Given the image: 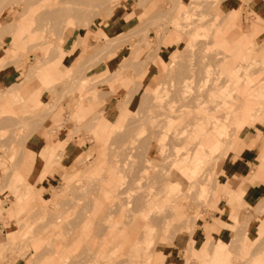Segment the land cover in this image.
Segmentation results:
<instances>
[{
    "label": "rangeland",
    "instance_id": "374dc122",
    "mask_svg": "<svg viewBox=\"0 0 264 264\" xmlns=\"http://www.w3.org/2000/svg\"><path fill=\"white\" fill-rule=\"evenodd\" d=\"M230 2L0 0V68L18 69L0 88V264H203L194 247L222 233L220 264L264 257V98L253 123L225 120L231 78L264 93V0ZM215 119L221 142L193 165ZM36 136L60 137L38 153L46 172L18 180ZM247 178L258 190H226Z\"/></svg>",
    "mask_w": 264,
    "mask_h": 264
},
{
    "label": "bare ground",
    "instance_id": "6f19581e",
    "mask_svg": "<svg viewBox=\"0 0 264 264\" xmlns=\"http://www.w3.org/2000/svg\"><path fill=\"white\" fill-rule=\"evenodd\" d=\"M235 1L236 0H231V5L233 6L234 8V4H235ZM227 5V4H226ZM228 8V7H227ZM226 8V9H227ZM236 10V9H235ZM234 11V9H233ZM229 12V11H228ZM237 12V11H235ZM236 15V14H235ZM231 16V15H229ZM232 19H234V15H232ZM236 19V18H235ZM259 20V19H258ZM257 21V20H256ZM260 21V20H259ZM260 30V29H258ZM258 31L253 28L251 30L250 33H248L247 35L243 34L241 39H239V42L240 45H245V43L247 41H251L253 38H256L257 37V34ZM106 35V34H105ZM247 38V40H246ZM238 44V43H237ZM239 45V46H240ZM245 47V46H244ZM244 47H241V48H244ZM239 51L236 53H239L240 52V48H238ZM244 49H249V48H244ZM243 49V50H244ZM242 54V53H241ZM240 55V54H239ZM243 55V54H242ZM242 55H241V59L238 58L239 60H243L242 58ZM230 56V55H229ZM238 56V55H236ZM227 58H228V55H227ZM234 58V56H233ZM232 59V58H231ZM229 59H227L228 61ZM233 60V59H232ZM238 61V60H237ZM226 63V60L224 61ZM232 62V61H231ZM163 63V62H162ZM234 63V62H233ZM233 63L231 64L230 62L225 65V66H228V70L226 69L225 67V70L229 71L231 73V76L233 75V72L235 71L234 69H236L235 67L237 65H233ZM238 63V62H237ZM247 65V63H246ZM37 66V64H36ZM36 66H34L36 68ZM162 66V64H161ZM241 66H242V63H241ZM38 68V67H37ZM237 70V69H236ZM233 71V72H232ZM30 72V71H29ZM36 72V71H35ZM229 74V73H228ZM237 75V74H236ZM248 75V74H247ZM233 77V76H232ZM232 80V83H235V87H233V85L231 84L230 86H232L234 88V90H236L238 93H241L242 94H236V96H233L232 98V101L233 103L236 105V109H232L231 110V114L228 115V116H225V120H232V122L238 127V126H241L243 125L244 123H248V124H251L254 122V118H257V115L256 114L258 112V109L255 111L256 109V106L255 104H258V102L262 101L260 99H263L264 98V93H261L262 91V86L261 84H259V86L257 88H255L253 90V92H248L246 93V91H248L246 88H242V82L237 78L235 79V77L231 78ZM235 79V80H233ZM230 81V80H229ZM257 82V81H256ZM223 84V83H222ZM263 85V84H262ZM231 88V87H230ZM228 88L223 94H226L227 96H230L232 94L229 93V89ZM11 88L8 89L7 92L10 91ZM234 91V92H236ZM252 91V90H251ZM221 96V99H220V103L222 104H226L228 101L224 98V96ZM260 100V101H259ZM231 101V102H232ZM257 101V102H256ZM264 101V100H263ZM263 102H260V105L262 104ZM261 107V106H260ZM260 109V108H259ZM260 112H262L263 110H259ZM256 112V113H255ZM200 134H197L196 136V139H197V142L195 144V152H194V155L192 157V160H191V163L193 165H196L198 164L201 160H202V157L201 154L202 152H204V148H206L209 152L213 151V150H216L218 148V145L220 144L221 142V137L222 135H224V128H223V124L220 122V120L218 119H215V120H212V124L209 128H206V129H202L200 130ZM52 156H53V151H51V149L47 152V155H46V158L51 162L53 159H52ZM46 161V159H45ZM76 161H79V160H76ZM36 163L38 164H35V167L31 169V171L29 172V177L24 173V172H18L17 173V178L18 180H28L29 178L31 177H34V176H37V174H44V172H46V169L43 167L42 168V161H36ZM44 164V163H43ZM47 167V166H45ZM223 168V166L221 167ZM96 169V168H95ZM180 173H186V172H191L193 171V168H188V166L186 167H183V168H179L178 169ZM82 172V171H81ZM95 172V171H94ZM100 172H104L103 170H101ZM99 172V173H100ZM192 173V172H191ZM84 174V173H83ZM62 175V174H61ZM83 176V175H82ZM98 176V175H97ZM100 176V175H99ZM101 177V176H100ZM102 178V177H101ZM82 179V178H81ZM255 179V178H254ZM83 180V179H82ZM85 180V179H84ZM96 181V179H95ZM99 181V180H98ZM101 181H99V184H100ZM98 185V184H97ZM103 185V184H102ZM97 188V187H96ZM256 189L258 190V186L256 185ZM121 190V189H120ZM109 191V190H108ZM118 192V191H116ZM121 193V191H120ZM116 194V193H115ZM18 195V194H16ZM114 195V194H113ZM117 195V194H116ZM115 195V196H116ZM36 199V198H35ZM38 201V200H36ZM235 218V217H234ZM237 222V221H236ZM234 223V222H233ZM237 224V223H235ZM85 228V227H84ZM235 233V232H234ZM14 235V232L13 234ZM134 235V234H133ZM215 234H212L211 236H214ZM10 236V235H9ZM12 237V236H11ZM130 237V236H129ZM216 240H214V245H213V250L211 252H209L210 254L207 255V253L205 252V250H198L194 247V252L198 254V258L201 260V262L203 264H218L222 259H224V253L226 251L225 249V246H226V241L225 239H222L225 238L226 236H224V234L222 233L221 236L219 238H217L216 236H214ZM198 239V237H197ZM199 241V239H198ZM203 243V242H201ZM206 244V243H205ZM204 244V245H205ZM212 244V243H211ZM199 247V246H198ZM200 248V247H199ZM210 248V247H209ZM228 248V247H227ZM204 249V248H203ZM138 253V252H137ZM147 253V252H145ZM194 253V254H195ZM130 254V253H129ZM136 254V253H135ZM227 254V253H226ZM125 255V254H124ZM131 255H134V254H131ZM131 255H129L131 257ZM143 254L140 253L138 256V260L140 258V256H142ZM207 255V256H206ZM128 256V255H127ZM128 256V257H129ZM137 256V255H136ZM186 256V255H185ZM144 257V256H143ZM207 257H209L207 259ZM126 258V257H124ZM123 258V259H124ZM155 258L159 259L158 255L156 253H150V254H147V256L145 257V264H153V260H155ZM127 259H132V258H127ZM185 259V258H184ZM198 259V260H199ZM125 260V259H124ZM135 260V259H134ZM137 260V262H134V263H139V261ZM144 260V259H142ZM199 260V261H200ZM123 261V260H122ZM127 261V260H126ZM183 261V260H182ZM187 261V260H185ZM264 261V257L262 258H259L255 261L254 264H262ZM125 262V261H123ZM129 262V261H128ZM131 262V261H130ZM129 262V263H130ZM131 264V263H130ZM220 264V263H219Z\"/></svg>",
    "mask_w": 264,
    "mask_h": 264
},
{
    "label": "crops",
    "instance_id": "0c3cea01",
    "mask_svg": "<svg viewBox=\"0 0 264 264\" xmlns=\"http://www.w3.org/2000/svg\"><path fill=\"white\" fill-rule=\"evenodd\" d=\"M126 5H130L127 4ZM121 7H125V4H122ZM127 7V6H126ZM169 36V35H168ZM171 38V36H170ZM169 38V39H170ZM167 39V40H169ZM11 65V64H10ZM4 66V68H0V88L1 87H10L12 84H14V82L16 81L17 77H18V69L14 66ZM145 75V73H144ZM26 104V103H25ZM28 105V104H27ZM26 111V110H25ZM60 136H51L49 138L44 139L41 136H36V137H31L29 138L28 142H27V159H26V165H24L23 168H34L35 164H36V160L38 158V153L43 149L44 145L46 144V146L50 147ZM252 140V138L250 139V141ZM78 147V146H77ZM64 150L66 151V154H68V156L72 153V151L75 150V146H73L71 143H67L64 147ZM256 156V155H255ZM233 170H231L230 174H240V176L245 177V173H246V168H231ZM31 171V170H29ZM248 179V178H247ZM246 179V182L242 183L241 185H239L238 187H236V189H231L229 188V186L226 185V190H232V191H239L242 195L246 196L248 194L249 191H253L254 189H256V185H254L252 179ZM229 180L225 179V183H228ZM242 186H244L242 189H240ZM253 200L252 199H248L247 197H243L241 199H239L236 204L233 205V210H232V214H234V216L236 217L237 214V210H238V205L241 202H245V203H251ZM219 219H221V217H219ZM214 236H216L217 238H219L221 236V234H215Z\"/></svg>",
    "mask_w": 264,
    "mask_h": 264
}]
</instances>
